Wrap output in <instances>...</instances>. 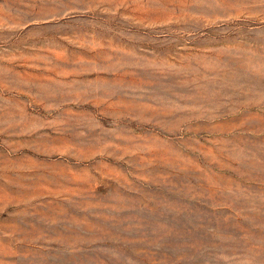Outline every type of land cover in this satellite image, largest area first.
<instances>
[{
  "label": "rangeland",
  "instance_id": "374dc122",
  "mask_svg": "<svg viewBox=\"0 0 264 264\" xmlns=\"http://www.w3.org/2000/svg\"><path fill=\"white\" fill-rule=\"evenodd\" d=\"M0 264H264V0H0Z\"/></svg>",
  "mask_w": 264,
  "mask_h": 264
}]
</instances>
